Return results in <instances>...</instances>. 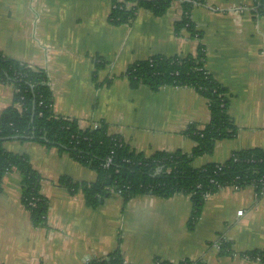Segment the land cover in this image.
Wrapping results in <instances>:
<instances>
[{"label": "crops", "instance_id": "1", "mask_svg": "<svg viewBox=\"0 0 264 264\" xmlns=\"http://www.w3.org/2000/svg\"><path fill=\"white\" fill-rule=\"evenodd\" d=\"M125 1L0 0V54L46 74L55 116L76 121L80 129L103 124L130 151L151 157L189 153L194 143L185 131L209 122L208 103L188 88H132L126 70L153 56H193L201 44L204 70L227 92L236 134L217 141L192 167L264 150V14L251 12L254 0L194 5L189 20L200 39L185 30L174 33L182 1L188 0L172 1L159 17L138 9L130 23L112 25L114 4ZM12 95L13 88L0 82V113ZM2 149L25 156L39 173L48 211L45 226L33 227L17 174L4 176L0 264H85L117 248L124 264H259L244 254L264 249V188L219 189L205 199L189 230L188 196H137L124 203L113 194L91 209L80 191L71 194L57 182L67 177L90 184L96 180L93 171L56 148L28 140L4 142Z\"/></svg>", "mask_w": 264, "mask_h": 264}, {"label": "trees", "instance_id": "2", "mask_svg": "<svg viewBox=\"0 0 264 264\" xmlns=\"http://www.w3.org/2000/svg\"><path fill=\"white\" fill-rule=\"evenodd\" d=\"M174 0H126L114 4L109 21L112 25L128 24L138 9H146L159 17ZM202 0L182 1V17L174 25V33L183 30L195 35L189 13ZM251 12L264 14V0H254ZM205 53L198 44L196 53L187 57L153 56L129 66L125 76L130 87L139 85L156 92L162 87L193 89L207 100L209 122L198 130L190 125L185 135L194 143L192 150L158 152L145 157L130 151L116 136L107 134L105 126L80 129L77 122L52 113V93L46 74L0 54V82L13 88L12 103L0 113V190L5 175L15 172L19 179L20 199L33 227L46 224L48 202L40 194L41 178L23 155L8 153L2 144L11 140L32 141L46 148H56L71 160L87 167L96 175L93 183H77L62 177L57 184L73 194L80 191L88 208L95 209L104 200L116 195L125 203L137 196L168 199L175 195L190 198L192 212L187 226L193 230L206 196L220 188H264V150L254 149L233 153L221 164H208L199 169L192 162L212 152L217 141L236 134L228 115L226 90L204 70ZM107 158L111 161L107 163ZM250 261L264 264V249L244 254ZM85 264H124L119 248L103 259ZM180 264H200L183 261Z\"/></svg>", "mask_w": 264, "mask_h": 264}, {"label": "built area", "instance_id": "3", "mask_svg": "<svg viewBox=\"0 0 264 264\" xmlns=\"http://www.w3.org/2000/svg\"><path fill=\"white\" fill-rule=\"evenodd\" d=\"M91 128L92 129H98L99 128V124H93V125H91ZM202 128H198V130H201ZM111 161V158H107V163L104 165V166H107V164L109 163ZM221 189V188H220ZM236 189V188H235ZM208 196H206L205 197V199L207 198ZM241 213H239V215H240ZM216 246V248H219L220 247V245L219 244H216L215 245ZM158 264V263H157Z\"/></svg>", "mask_w": 264, "mask_h": 264}]
</instances>
